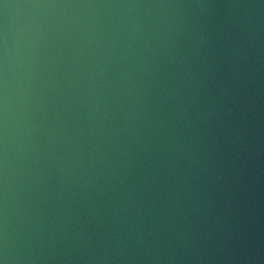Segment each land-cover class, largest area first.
<instances>
[{"label": "water", "instance_id": "95a60500", "mask_svg": "<svg viewBox=\"0 0 264 264\" xmlns=\"http://www.w3.org/2000/svg\"><path fill=\"white\" fill-rule=\"evenodd\" d=\"M0 264H264V0H0Z\"/></svg>", "mask_w": 264, "mask_h": 264}]
</instances>
